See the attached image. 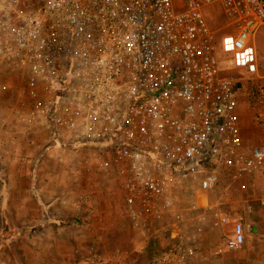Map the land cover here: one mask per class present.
<instances>
[{
    "label": "built area",
    "instance_id": "1",
    "mask_svg": "<svg viewBox=\"0 0 264 264\" xmlns=\"http://www.w3.org/2000/svg\"><path fill=\"white\" fill-rule=\"evenodd\" d=\"M261 30L264 0H0V74L21 84L15 117L83 146L87 171L115 177L140 234L134 252L163 232L151 264H188L204 228L227 250L245 242V225L212 197L264 165L241 118L245 107L264 129V83L224 75L218 48L251 57ZM130 257L90 250L71 264H137Z\"/></svg>",
    "mask_w": 264,
    "mask_h": 264
},
{
    "label": "rangeland",
    "instance_id": "2",
    "mask_svg": "<svg viewBox=\"0 0 264 264\" xmlns=\"http://www.w3.org/2000/svg\"><path fill=\"white\" fill-rule=\"evenodd\" d=\"M211 25L219 37L232 33L223 22ZM263 36L261 30L255 54L237 62L219 47L222 73L243 84L246 80L264 83L257 77L264 76ZM20 85L0 74V264H71L90 250L107 255L116 249L131 254L130 259L137 264H150L147 256L134 255L140 234L132 230L123 214L115 177L105 176L97 167L87 171L92 154L83 146L51 141L37 122L14 117L13 109L20 103ZM241 118L245 142L257 144L251 141L258 129L245 107ZM234 185L225 187L221 207L226 212H243L246 203L239 191H234ZM250 192L248 204L253 208L245 212H258V219H264V205L259 203L264 199L263 192ZM189 199L185 189L179 192L182 203ZM255 220L249 218L245 242L237 250L223 248L220 233L206 230L203 252L217 264H264V224ZM155 238L156 249L166 245L165 234Z\"/></svg>",
    "mask_w": 264,
    "mask_h": 264
},
{
    "label": "crops",
    "instance_id": "3",
    "mask_svg": "<svg viewBox=\"0 0 264 264\" xmlns=\"http://www.w3.org/2000/svg\"><path fill=\"white\" fill-rule=\"evenodd\" d=\"M256 129H258V131H256L254 133V136L252 137L254 139V141H251V142H256L257 144L264 145V129L263 128H257V127H256ZM249 145H252V144H249ZM233 188H234V191H237V190L239 191V195H240L241 199H243V201H245L244 203H246V204H244L242 206L243 209H244L243 212H226L228 214L229 218L231 220H239V221H242V223L245 225L246 231H247V227L250 226V224H249V218L251 216L256 217V220L255 221L258 222V224H259V222L264 224V219H258L259 218L258 217V214H257L258 212H245L246 209L249 210L250 208L251 209L253 208L251 205L248 204L249 199H250L249 197H251V195H252V193L250 192L251 190H253L254 192H263L262 195L264 196V165L256 173H253V174H250V175L246 176L244 180H242L241 182H239L237 184L235 183V185H234ZM225 190L226 189L224 188L223 191H222V194H223V192ZM244 191H245V194L241 193V192H244ZM218 198L221 199L222 198V195L220 194ZM261 200H264V199H261ZM27 214H29V212ZM29 215L30 216L32 215V217H33L34 214L32 213V214H29ZM255 221H253V224L257 226V223ZM229 227L230 226H227V229ZM206 230H212L214 232L215 231H218L220 233L219 229H215V228H213V229L204 228V231L201 234V237H202L201 251L197 254L196 257L192 258L189 261L188 264H217V260H215L214 258L208 257L205 254V251L203 252V248L205 247V241L203 240V238H204V233H205ZM162 233L163 232H158V237ZM245 239H246V235H245Z\"/></svg>",
    "mask_w": 264,
    "mask_h": 264
},
{
    "label": "trees",
    "instance_id": "4",
    "mask_svg": "<svg viewBox=\"0 0 264 264\" xmlns=\"http://www.w3.org/2000/svg\"><path fill=\"white\" fill-rule=\"evenodd\" d=\"M68 145L77 146L76 144H68ZM157 241H158V239L155 238V237L150 239L148 245L146 246V248L141 253H136L135 252L134 255H136V257H138V256L139 257L140 256H147L146 260H148L149 263L151 264L152 258L161 250V249L159 250L158 248L156 249V247L158 246Z\"/></svg>",
    "mask_w": 264,
    "mask_h": 264
}]
</instances>
